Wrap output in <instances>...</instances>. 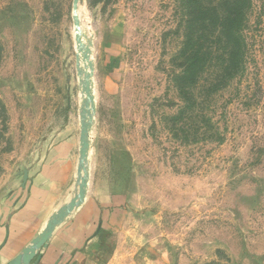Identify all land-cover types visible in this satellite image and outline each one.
I'll use <instances>...</instances> for the list:
<instances>
[{
  "label": "rangeland",
  "instance_id": "1",
  "mask_svg": "<svg viewBox=\"0 0 264 264\" xmlns=\"http://www.w3.org/2000/svg\"><path fill=\"white\" fill-rule=\"evenodd\" d=\"M183 15L178 0H0V209L68 142L72 210L93 231L62 264H264V0L244 69L202 111L221 140L181 114ZM37 239L8 264H41Z\"/></svg>",
  "mask_w": 264,
  "mask_h": 264
},
{
  "label": "trees",
  "instance_id": "2",
  "mask_svg": "<svg viewBox=\"0 0 264 264\" xmlns=\"http://www.w3.org/2000/svg\"><path fill=\"white\" fill-rule=\"evenodd\" d=\"M178 2L184 11L185 27L184 42L178 55L184 64L182 72L175 77L176 90L186 105L181 114L183 118L187 115L191 117L195 137L203 119L211 134L221 140V132L205 112L212 111L211 97L227 88L244 69L245 31L252 0ZM1 60L0 43V63ZM211 68L213 73L208 76Z\"/></svg>",
  "mask_w": 264,
  "mask_h": 264
},
{
  "label": "crops",
  "instance_id": "3",
  "mask_svg": "<svg viewBox=\"0 0 264 264\" xmlns=\"http://www.w3.org/2000/svg\"><path fill=\"white\" fill-rule=\"evenodd\" d=\"M57 145L53 153L43 158L29 173L19 207L9 211L0 209V264L12 261L56 220H61V223L50 234V244L42 255L41 264H62L76 258L75 250L78 248L91 246L88 240L93 223L86 222L84 216L72 210L69 188L74 164L70 145L68 142ZM70 220L69 226L61 225ZM77 226L86 231V236L81 237L82 231L76 230Z\"/></svg>",
  "mask_w": 264,
  "mask_h": 264
},
{
  "label": "bare ground",
  "instance_id": "4",
  "mask_svg": "<svg viewBox=\"0 0 264 264\" xmlns=\"http://www.w3.org/2000/svg\"><path fill=\"white\" fill-rule=\"evenodd\" d=\"M53 225V224H52ZM51 225V227H53ZM57 225H58V222H57ZM54 231V230H53ZM52 230L49 232H45L44 234H42L41 235V237L40 238H38L35 242H34V246H32L31 247V251H32V253H33V251H34V249H37L40 245H42L43 244V242L47 239V237H49L50 236V234L53 232ZM30 251V252H31ZM30 257H31V254H29L28 256H26V255H23L21 258H20V261H22V262H25V264L26 263H28V261H29V259H30Z\"/></svg>",
  "mask_w": 264,
  "mask_h": 264
}]
</instances>
